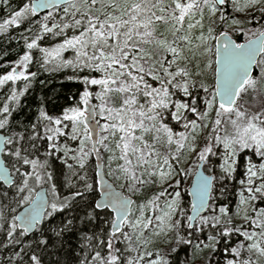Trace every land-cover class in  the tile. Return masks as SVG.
Listing matches in <instances>:
<instances>
[{"label":"snow or ice","instance_id":"obj_1","mask_svg":"<svg viewBox=\"0 0 264 264\" xmlns=\"http://www.w3.org/2000/svg\"><path fill=\"white\" fill-rule=\"evenodd\" d=\"M4 2L7 3V0ZM225 3L226 0H63L61 23L53 22L49 27L47 21L55 20L53 12L49 11L43 17L44 22L39 24L41 33L51 34L53 37L63 36L62 42L54 47L39 48L43 53L41 67H47L54 62L56 68L70 67L75 72L85 73L82 77L85 87L80 94V102L85 107L66 109L62 118L55 119L41 110L38 122L31 126L28 140L35 149L34 141L46 138L50 142L48 147L57 152L60 148L55 141L59 137L68 135L71 140H79L78 151L67 145L63 151L66 157L74 152L70 158L76 161L81 169L85 168L92 153L99 156L100 149L103 148L109 153V167L111 168L112 163H117V178L122 176L128 181L127 187L135 192L140 190L137 185L143 186L157 181L163 184L177 175H188L186 169L176 168L172 161L177 165L181 164L185 148L189 153L196 152L197 137L211 123V131L205 137L204 146L197 152L201 166L208 160L209 154H215L214 149L222 150V179L232 178L240 153L250 150L259 158V163L253 162L251 157L248 158L244 174L247 185L240 193L238 205V208H243L242 219L251 231L243 225L228 227L225 224L219 235L229 237L238 234L243 237L234 247H229L233 258L228 260L227 264H261L260 258H264V207H258L256 202L264 204V107L250 114L240 103V99L242 93H247L249 89L255 92L257 85L264 82V68L258 79H254L249 71L256 54L264 53V30L252 31L251 37L244 43L230 40L227 32L216 35L217 20L221 23L228 20L221 7ZM232 3L235 11L260 5L257 10L264 15V0H247L243 8L239 5V0H232ZM41 8L58 9L61 8V3L60 0H29L0 23V31H5L11 25L19 27L21 22L35 16ZM241 23L233 19L230 26ZM69 30L72 32L70 36ZM42 38V35H37L31 42L25 38L27 49H36L37 41ZM213 41H216L214 52ZM66 52L73 54L71 59L64 58ZM32 60L33 56L29 52L20 56L17 67H13L5 75H0V86L7 82L27 81L29 77L25 72ZM19 68L23 70H18ZM209 70L214 72L215 80L211 90L204 79L197 80V77H204ZM93 73H98L99 76H94ZM31 75L34 77L36 74ZM89 86H98L100 90L93 93ZM200 90L205 94L203 108L199 102ZM93 96L100 103L89 106ZM177 96L187 99H173ZM16 99L17 93L13 90L8 100ZM11 111L7 102L0 108V114H3L0 118V129L9 125ZM213 111L215 119L211 120ZM186 113L194 118L190 119ZM97 117L105 122L101 124ZM169 117L177 123L182 122L184 131L174 132L167 122ZM42 121H47L43 137L37 131ZM65 121L70 123H64L63 128L70 126V134H66L60 127ZM149 136L151 143L147 139ZM24 139V133L0 137V144L13 146L8 155L15 157L21 166L28 165L32 169L22 172L20 167H16L18 182L13 180L6 169H0V179L16 190L13 202L18 206L27 205L22 214L12 216L11 223L8 224L9 237H12L18 228L22 229L20 234L24 235L41 222L42 209L45 207L44 197L42 193L35 192L33 184L40 185L45 181V177L47 180L52 178L50 173L41 174V170L46 168V163L41 164L37 159L29 158L27 154L22 155V152H27L21 144ZM89 140L93 141L92 147L86 151ZM157 144L166 145L167 154L162 155L156 148ZM172 145H175L174 151ZM3 151L4 149L0 148V153ZM47 155H51V152ZM68 167L71 168L72 165ZM145 175L147 180L142 178ZM81 179L84 181V192L77 191L73 197H66L60 205L61 208L67 206L69 199L83 197L85 192L94 190L93 184L88 183L86 177ZM100 183L104 187L101 193L103 198L94 202L87 218L93 219L98 209H111L115 212L116 219L110 221L111 230L107 234V240H99L101 250L95 251L92 264H142L146 257L153 255L156 258L148 260L147 264H169L158 251L154 254L147 250L152 241L144 237V232L152 225L153 217L145 216V210L151 208L154 213H160L154 216L159 231L154 230L152 235L159 236L165 228L169 232L178 229L181 221L173 218L180 210L181 193L175 191L179 188L180 181L176 180L174 185L169 183V187L174 189V196L171 200L164 201L163 208L159 202L161 197L167 194V189L155 194L146 204L138 205L140 215L135 219H130L134 203L131 198L116 192L111 184L105 185L103 180ZM240 183L244 185L245 180ZM209 187L208 178L197 172L191 188V194L196 201L192 205L195 214L187 217L189 229L194 227L196 221H199L201 226L210 223L208 217L199 215V210L205 208L211 199ZM52 191L55 195L54 186ZM2 196L7 198V191ZM6 207L10 208V204L0 202V226L7 223L4 212ZM50 208L51 211L43 212V215L51 216L57 211L58 204L54 201ZM10 210L15 212V208ZM219 212L221 215H227V209L224 207H221ZM236 215L240 213L237 212ZM219 224L220 218L212 216L211 227L215 229ZM125 226L135 234L137 244L144 245L143 254L135 257L125 255L133 251L139 252V247H132L133 236L123 231ZM67 228L68 225H65L59 230L53 228L51 231L60 237ZM121 237L127 242L123 250L114 244V241H120ZM88 239L91 241L93 237ZM208 240L213 243L205 244L204 247H212L215 251L214 244L219 243V240L211 235ZM177 242L191 243L179 235ZM47 243L45 239L37 241V244L43 246ZM105 245L106 255L102 254ZM196 247L200 249L199 244ZM253 255L258 257L256 261L252 259ZM31 261L33 264H41L37 255H32Z\"/></svg>","mask_w":264,"mask_h":264},{"label":"trees","instance_id":"obj_2","mask_svg":"<svg viewBox=\"0 0 264 264\" xmlns=\"http://www.w3.org/2000/svg\"><path fill=\"white\" fill-rule=\"evenodd\" d=\"M19 1L20 0H10L7 3L6 16H3L5 10L0 6V23L8 19L11 13L17 10V6L13 4H18ZM27 1L29 2V0ZM62 7L63 5H61V8ZM221 7L228 19L234 17L227 3ZM40 15L41 14L35 15L30 17V19L24 20L19 24V27L11 25L8 26L5 31H0V75H4L9 65L15 63L25 52L29 51L33 56V60L30 62L25 72V75H27L29 79L27 81L18 80L16 82H7L12 85V90L6 95V102H8V96L13 90L17 93V99L10 104L12 111L9 116V125L6 127V132L9 133V136L13 133H24L25 139L21 141V144L27 149V152H22V155L27 154L29 158L37 159L41 164L46 163V168L41 170V174L43 175L45 172L50 173L52 177L51 180H47L45 177V181L40 184L45 185L48 192L49 207L46 212L51 211L50 204L54 201L58 204V209L51 216L45 215L42 224L38 225L36 230L28 236L21 235V231H17L12 237H9L4 230L5 223L0 226V242L7 243L9 239H11V242H9L6 247H3V249L0 243V264H33L31 261L32 255H37L41 260V264H92V256L95 254V251L101 250L99 240H107V234L110 232L112 215L108 210H97L93 219L87 218V214L91 213L94 200L97 196L95 166L91 155L88 160L90 164L88 176L90 175L91 177L94 190L85 192L83 197L69 199L67 206L61 208L60 205L65 201V198L73 197L74 193L77 191H73L72 186H64L63 179L66 178L64 165L60 162L61 160H59L57 152H54L53 148L48 147L50 142L46 138L36 139L34 141L36 147L33 149L31 147V142L28 140V136L32 131L31 126L38 122L41 110L54 119L62 118L64 110L83 106L80 102V94L84 91L85 87L82 83V77L85 73L75 72L70 67L56 68L54 62L50 63L47 67H41L43 53L39 51V48H52L56 44L62 42L63 36L53 37L51 34L40 33L38 23V18L42 17ZM245 20L247 24L255 26L256 29L264 27V15L257 9L249 12ZM59 23H61V20ZM224 25L225 22L221 23L217 20L215 26L216 33L223 30ZM29 29H31V31H29ZM228 31L236 41H241L243 39L241 32L230 29H228ZM37 35H42L43 37L37 41L38 47L28 50L25 38H27L28 42H31ZM68 35H72L71 30L68 31ZM72 55L71 52H66L64 53V58L71 59ZM256 72L257 68H255L252 76H254ZM31 73H35L36 75L33 77ZM92 75L99 76L98 73H93ZM7 83L0 87V92H4L5 86L8 85ZM211 86H213L212 83L209 86L210 90ZM96 87L97 86H89V90L94 93ZM204 96L203 90H200L199 102L201 108H203ZM177 98L187 99L182 96L173 97V99ZM95 102H97V100L94 97L89 101L92 106H94ZM186 115H189L190 119L194 118L191 114L186 113ZM167 122L169 126L173 128L174 132L184 131L181 126L182 122L177 123L176 121H172L170 117ZM45 124H47V121L40 122L37 129L41 137L44 136ZM59 138L63 139V136ZM12 147L13 146L10 147L9 145L5 149L4 159L6 163V156H9L8 152ZM48 152H51V155H47ZM246 154L254 157L250 150H245L240 153L237 158L236 171L232 174L230 180L225 181V183L217 179L213 180L211 192L212 203L225 205L229 211L234 209L238 194V181L242 177L241 166ZM7 164L9 166L11 165L10 167L13 173L16 164H14V166L9 162ZM18 167H20L22 172L32 170L28 165ZM40 185L35 184V186ZM53 186L55 187V195H53L52 191ZM10 188L11 187H4L0 182V202L3 204L7 202V198H3L2 194L7 190L10 191ZM80 191L83 192V190ZM142 191L150 193L152 191V184L147 183ZM135 199L136 198H134V200ZM181 200L185 204H189L186 189L181 190ZM257 205L259 207L264 206V204L259 202H257ZM69 221H71V224H69ZM225 224H227L228 227L232 226L222 221L215 229L208 227L200 233L206 238L210 235L217 237L219 243L215 244V251L212 249L210 254L201 253V257L199 256L200 258L196 262L193 261L195 260L194 250L196 246L195 243H192V237H194L193 228H188L189 234L185 239L190 240L191 243L185 244L177 242L175 246L168 251L166 260H168L169 264H213L212 259L216 262L226 256L230 257L231 253L229 247H234L239 240L238 236L234 234L229 237H222L219 235ZM65 225H68V228L60 237L55 236L51 231L53 228L59 230ZM41 233L43 235H41ZM88 237H93V239L89 241ZM39 239L47 240V245L43 246L37 244ZM26 240L27 242L29 240L31 241L29 246L24 245ZM126 243L127 242L123 241V237L120 238V241H114L115 246L121 250L126 247ZM102 254H107L106 245L102 248Z\"/></svg>","mask_w":264,"mask_h":264},{"label":"rangeland","instance_id":"obj_3","mask_svg":"<svg viewBox=\"0 0 264 264\" xmlns=\"http://www.w3.org/2000/svg\"><path fill=\"white\" fill-rule=\"evenodd\" d=\"M10 0H7V3ZM27 0H20L18 2V4H13L14 6H17V10H19V8H21L23 6L24 3H27ZM247 2V0H239V5L243 8V5ZM7 3L4 2V0H0V6L3 7V9L5 10L4 15L6 16L7 10H6V6ZM226 3L228 4V6L230 7V9L232 10V13L234 15V17L228 19L225 22V25L223 27L224 31H228V29L233 30V31H237V32H241L242 33V37L244 39H247L249 37H251L252 31L256 30L255 26H252L250 24L246 23L245 18L247 17V14L257 8L260 7V5H257L256 8H247L241 11H235L234 7H233V3L232 0H226ZM12 6V5H11ZM1 8V7H0ZM12 10V9H11ZM49 11H52L54 16H55V20H49L47 21V23L49 24V27H51L53 22L59 23L60 22V17L63 15V11L62 8L61 9H49L46 12L42 13L40 16H42L41 18H38V23H43V17L45 15L48 14ZM219 15V13L217 14V16ZM2 16V17H3ZM39 16V17H40ZM235 19V20H239L242 23L240 25H231V21ZM3 23V22H2ZM243 29V30H241ZM257 29H261L264 30V27L261 28H257ZM251 30V31H250ZM245 32H247V35H245ZM41 33V32H40ZM215 34H217L215 32ZM213 45V52L215 51V41L212 42ZM29 52V51H28ZM30 54V52H29ZM214 59V57H213ZM19 58L16 60L15 63L10 64L9 68L7 71H5L4 75L7 74L8 71H11V69L13 67H17V62H18ZM256 68H257V72L254 76H252L254 79H258L261 76V72H262V68H264V53H261V55L259 56L257 62H256ZM18 70H23L22 68H19ZM195 69L193 68V71ZM199 79H204V82L210 86L211 83L213 84V79H214V72L209 70L205 73L204 77H197V80ZM10 83V82H9ZM9 83H7L8 85L5 86L6 88L4 89V92L1 91L0 92V108L3 107L4 103H6L5 97L6 95L9 94V92L12 90V85H10ZM1 87V86H0ZM99 87L97 86L95 88V92L99 91ZM94 92V93H95ZM94 97V96H93ZM95 98V97H94ZM210 98V97H209ZM12 101H9L7 103H9V105L11 104ZM118 98L116 99V103L118 104ZM100 102L97 100V102L94 103V106L98 105ZM240 103H242L244 105L245 108L248 109L249 113H253L256 112L258 110H260L262 107H264V82L260 83L257 85V91H252V89H249L247 93H242L241 94V99H240ZM84 106V105H83ZM82 106V107H83ZM81 107V108H82ZM84 108V107H83ZM3 114H0V118H2ZM97 119L100 120V123L103 124L105 121L103 119H101L100 117H97ZM211 120L215 119V112L213 111L210 117ZM64 123H70V122H63L60 127L65 131L66 134H70L71 133V127L69 126L68 128L64 129L63 128V124ZM223 127V126H222ZM6 131V128L3 129ZM211 131V123H209V127L206 129H203V131L200 132V135L197 137L196 140V144H197V149L196 152H192L189 153L187 148L184 149L183 154L181 156V164H176L175 161H172L173 165L176 168H183L186 169L188 171V175H177L175 176V178L169 182L160 184L158 181L156 183H149L152 184V191L150 193L148 192H144L142 191V189H144V187L146 186H140L137 185V187L140 189L139 191H132L127 187L128 181H126L122 176H120L119 178H117L119 176V173L115 172V169L117 167V163H112L111 164V168L109 167V163H108V155L109 153L105 152L103 150V148L100 149V157L102 159L103 162V167H104V171L105 174L107 175V177L115 184V186L119 189H121L125 194L132 196L133 198H136L132 204V216L130 217V219H135L136 217H138L140 215V212L137 209V206L140 204H146L148 200H150L155 194H157L158 192L167 189V194L163 197H161L160 199V207L163 208L164 207V201L165 200H171L174 196V189L171 187H169V183L171 184H175L176 180L180 181V186L179 188H176L175 191H179L181 193V190L186 189L187 186L189 185L192 173L194 172L197 163L199 162L198 156H197V152H199V150L204 146V139L205 137L208 136V133ZM139 134V133H137ZM221 134L223 135V132H221ZM81 138H82V130H81ZM147 139L149 140V142L151 143V137H147ZM111 140V137H110ZM55 143H57L58 147L60 148V151L57 152L55 149L54 152H57L58 154V158L59 160H61L60 162L64 165V169L66 172V178L63 179V183L64 186H72L73 191H80L83 190L84 192V181L81 179V177H86L87 182L93 184V182L91 181V177L90 175L88 176V172L90 170V164L88 162L89 158L86 161L85 164V168L81 169L79 168V165L76 161L72 160L70 157L71 155L75 154L73 153H69L68 157L65 156L64 154V146L67 145L69 148L77 150L79 148V140H71L68 138V135L63 136V139L58 138ZM106 143H108V141H106ZM114 146V145H112ZM7 147V146H6ZM5 147V149H6ZM11 147V145H10ZM99 147V146H98ZM62 148V149H61ZM157 150L162 154H167L168 152V147L166 145H161V144H157L156 145ZM10 149V148H9ZM90 149V140L87 141V145H86V151ZM172 150H175V145H172ZM215 154H209V158L206 162H203V168L204 170L209 173L212 174L218 181L225 183V181L230 180L231 178H223L224 177V173L222 172V170L220 169V164L222 163V159H221V155H222V150H215L214 149ZM118 154V153H117ZM7 157V163L9 162L10 164H16V167L21 166L15 158H12L10 156H6ZM251 157L249 154H246L243 160V164L241 166V173H242V177L241 179L238 181V194H237V199H236V204L233 210H228L227 207L225 205L222 204H214L212 203V200L210 199L209 202V207L207 209V211L202 214V217H208L210 220V223L208 225H204L201 226L199 224V221H196L193 227V235L194 237H192V243H195V246L197 244L200 245V249H203L202 251L200 249H198L197 247L194 250L195 253V257L193 261H197L200 257H201V253H207L210 254V252L212 251V247H208L205 248L204 245L205 244H209V243H213L210 242L208 240V238L203 237L200 233H202L203 230L207 229L208 227L211 228V217L212 216H217L220 218V222H227L229 224H231V227H236V226H240L243 225L245 229L251 231V228H249L248 224L242 219L243 216V208L240 207L238 208V205L240 203V193L244 190V188L247 185V180H246V176L245 171H246V166H247V162H248V158ZM253 159V162L255 163H259V158L258 157H251ZM155 159V158H154ZM66 161V162H65ZM122 163V161L120 162ZM18 165V166H17ZM68 165H72L71 168L68 167ZM11 166V165H10ZM11 168V167H10ZM13 175L15 176V181L18 182L19 177L18 174L15 173V169L13 170ZM137 175H139V172H137ZM143 179L147 180L148 177L145 175L144 177H142ZM241 180H245V184L241 185L240 181ZM94 186V184H93ZM34 190L38 187L35 186V184H33ZM11 190L8 191V196H7V202L5 203L6 205L10 204V208H4V212H5V216H6V220L7 223L4 224V230L7 232L8 231V224L11 223V219L12 216L16 214V212L23 206V205H17L15 202H13V196L15 194V188L11 187ZM26 194V193H25ZM244 195L247 196V193L244 192ZM257 203V202H256ZM221 207H224L225 209H227V215H221V213L219 212V209ZM259 207V206H258ZM264 207V206H263ZM11 208H15V212L13 213L10 209ZM190 209V204H185L184 202H182V200H180V210L177 211V213L174 216V220H180L181 224L180 227L174 231L169 232L166 228L163 232H161V234L159 236H154L152 235L153 231H159V229L156 227L157 225V221L154 219L155 215H159V212H153L151 210V208H148L145 210V216H150L153 217V222L152 225L149 226L148 230H146L144 232V237L148 238L152 241L151 244H149L147 246V250L152 251L154 254L158 251L160 256L164 257V259L167 258V253L168 251H170L175 244L177 243L178 240V235L179 237H182L183 239L186 238V236H188L189 234V229L187 227L188 225V212ZM181 211L183 212V215H181ZM249 214L251 215V208L248 209ZM239 212L240 215H236V213ZM20 231V230H17ZM123 231L128 232L129 235L133 236V240H132V247L133 248H137L139 247V252L133 251L132 253L128 254L125 253L126 256H131V257H135L137 255L143 254L144 253V245L137 244V241L135 239V234L132 232L131 229H129L127 226L124 227ZM22 232V231H21ZM178 233V235H177ZM235 236H238V240H242L243 237H240L238 234H234ZM237 240V241H238ZM238 241V243H239ZM11 242V239H9V241L7 243H1L2 245V249L3 247H6L8 245V243ZM31 244V241L29 240L27 242V240L24 242V245H28ZM216 244V243H215ZM214 244V247H215ZM247 253L245 254V258H247ZM200 256V257H199ZM156 256L153 255L152 257H146L145 261L142 262V264H147V261L150 259H155ZM232 255H230V257H224L221 258L219 261H214V259H212L213 264H227V261L232 259ZM187 259V258H186ZM252 259L254 261H256L258 259V257L256 255L252 256ZM260 262L261 264H264V258H260Z\"/></svg>","mask_w":264,"mask_h":264},{"label":"water","instance_id":"obj_4","mask_svg":"<svg viewBox=\"0 0 264 264\" xmlns=\"http://www.w3.org/2000/svg\"><path fill=\"white\" fill-rule=\"evenodd\" d=\"M60 3H61V5H63V0H60ZM47 10H49V9H43V8L38 9L36 15H39V14H41V13L47 11ZM220 32H227V31L221 30V31H219L216 35H219ZM227 33H228V37H229V39L232 40V41H234V42H236V43H244V42L246 41V39L241 40V41H236V39H235V38H234L229 32H227ZM222 39H223V37H221V40H222ZM247 39H248V38H247ZM215 43H216V41H215ZM260 54H261V53H257V54H256L255 61H254L253 65H252V67H251L250 70H249L251 76H252V74H253L254 71H255L256 62H257V60H258ZM214 83H215V80L213 79V85H214ZM89 106H92L91 103H89ZM4 136H9V135H8L7 133H5L4 131H0V137H4ZM92 143H93V141L90 140V148L92 147ZM4 147H5V145L0 144V148H3V149H4ZM91 157H92V159H93L94 166H95V180H96V190H97V196H96L94 202L103 198L102 195H101V193L103 192L104 187H103V186L101 185V183H100L101 180L104 181V184H105V185L111 184L112 187H113V189H114L116 192L121 193L122 195H124V196H126V197H130L131 200L133 201L134 199H133L132 196H129V195L125 194L121 189L117 188V187L115 186V184H114V183H113V182L107 177V175L105 174V171H104V167H103V163H102V159H101L100 155L97 156L96 153H92V154H91ZM0 169H6V170L8 171V173L12 175L13 180H14V176H13V174L11 173L10 167L6 164L5 159H4V157H3V152L0 153ZM197 172H199L202 176L208 178V180H209V184H210V187H209V193H210V196H211V192H212V182H213L212 177H213V175L207 173V172L204 170V168H203V164H202V166H201V161H199V162L197 163V165H196V168H195L194 172L192 173V176H191V179H190L189 185H188L187 188H186V194H187V196H188V200H189V204H190V209H189V212H188V216H190V215H194V214H195V213L193 212L192 205H193V203L196 202V201H195V198L193 197V195L191 194V188H192V184H193V182H194V180H195V178H196V173H197ZM97 173H100V175H97ZM0 182L2 183V185H3L4 187H9V185L6 184V183L4 182L3 179H0ZM35 192H40V193H42V195H43V197H44V202H45V207H44V209H42V213H41V222L38 224V225H41L42 222H43V220H44V217H45V215H43V212H46V211H47V209H48V203H49L48 194H47V188H46V186L41 185V186H38V187L35 189ZM209 201H210V200H208V202H207V206H206L205 208L199 210V215H200V216H201L202 214H204V213L207 211L208 206H209ZM26 207H27V205H23V206H22V207L16 212L15 215H20V214H22V213L25 211V208H26ZM98 210H99V209H98ZM108 211H109V212L111 213V215H112V220L116 219V214H115V212H113L111 209H108ZM188 223H189V222H188ZM194 224H195V222H194ZM38 225L34 226L32 229H30V230H29L26 234H24V235H25V236H28V235H30L31 233H33V232L36 230V228H37ZM18 230H21V231H22V229H20V228H18ZM110 230H111V225H110Z\"/></svg>","mask_w":264,"mask_h":264},{"label":"flooded vegetation","instance_id":"obj_5","mask_svg":"<svg viewBox=\"0 0 264 264\" xmlns=\"http://www.w3.org/2000/svg\"><path fill=\"white\" fill-rule=\"evenodd\" d=\"M4 132H6L5 130H3ZM7 133V132H6ZM9 134V133H8ZM10 167V166H9ZM11 169V168H10ZM11 172H12V170H11ZM15 177V176H14Z\"/></svg>","mask_w":264,"mask_h":264},{"label":"bare ground","instance_id":"obj_6","mask_svg":"<svg viewBox=\"0 0 264 264\" xmlns=\"http://www.w3.org/2000/svg\"><path fill=\"white\" fill-rule=\"evenodd\" d=\"M3 129H0V131H2Z\"/></svg>","mask_w":264,"mask_h":264}]
</instances>
